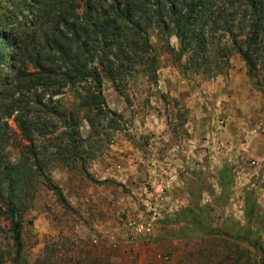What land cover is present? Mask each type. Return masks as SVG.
Listing matches in <instances>:
<instances>
[{
  "label": "rangeland",
  "instance_id": "obj_1",
  "mask_svg": "<svg viewBox=\"0 0 264 264\" xmlns=\"http://www.w3.org/2000/svg\"><path fill=\"white\" fill-rule=\"evenodd\" d=\"M136 1L135 19L157 58V82L143 59L131 68L122 93L104 80L107 106L123 116L118 128L93 116L91 129L82 118V158L64 163V120L30 117L34 156L31 141L9 119L5 152L16 164L23 150L33 176L15 203L19 211L27 206L19 264H259L262 255L235 234L247 227L250 195L264 245V32L259 69L250 79L233 42L242 45L249 30L248 0H214L209 22L201 24L205 46L195 39L198 55L188 64L192 53H186L182 70L167 44L180 48L171 2H181L177 14L183 15L188 0ZM79 3L75 13L82 15L86 0ZM95 3L106 8L111 0ZM195 62L198 70L190 68ZM83 85H68L53 100L77 114ZM48 97L42 103L51 104ZM28 98L36 103L33 94ZM38 165L62 187L68 205L35 175ZM8 229L0 218V256L12 264Z\"/></svg>",
  "mask_w": 264,
  "mask_h": 264
},
{
  "label": "trees",
  "instance_id": "obj_2",
  "mask_svg": "<svg viewBox=\"0 0 264 264\" xmlns=\"http://www.w3.org/2000/svg\"><path fill=\"white\" fill-rule=\"evenodd\" d=\"M75 1L0 0V218H4L9 225L14 255L12 264H19L22 258L23 215L27 209L25 205V209L19 211L15 203L22 201L26 182L33 176L23 150L16 164L10 161L5 152L9 140L6 134V129L10 128L9 119L12 118L22 136L31 141L29 147H32L34 156L37 152L32 145L34 133L30 117L42 114L44 118L50 119L55 115L57 120H64L67 129L62 133V140L65 145L60 149L59 156L64 163H69L82 158V118L91 129L96 128L93 116L106 119L113 128L120 126L118 118L123 116L106 104L103 94L105 79L122 93L125 79L128 74H132L131 68L143 59V62L148 63L150 79L157 82V58L152 56L150 40L145 31L142 32L139 20L135 19L139 2L111 0L108 7L101 8L96 5V0H86L83 14L78 15L75 12L81 5H76ZM213 2L183 1L186 8L183 15L177 14L181 2H171V21L180 48L175 50L167 44V51L175 56V63L182 70L186 69L182 63L186 53H192L188 56V64L198 55L195 39L205 46L201 24L209 22ZM248 5L252 11L249 14V30L243 40L245 47L236 39L233 42L247 66V75L253 79L259 69L256 53L264 32V2L248 0ZM26 14L31 16L30 20H27ZM30 28L32 31H28ZM127 33H131L132 37ZM127 41L129 45L134 44L133 49H126ZM199 66L195 62L190 68L198 70ZM68 85H83L84 93L80 94L77 114L66 107L62 109V103L53 100ZM30 94L35 96L34 105L28 98ZM45 96H49L51 104L42 103ZM35 175L43 178L47 188L62 204L68 205L62 187L46 174L42 165H38ZM5 187H8V192ZM245 206L247 227L237 231L235 238L256 249L262 255L259 264H264V245L261 242L263 223L250 195L245 198ZM0 264H5L3 256H0Z\"/></svg>",
  "mask_w": 264,
  "mask_h": 264
},
{
  "label": "built area",
  "instance_id": "obj_3",
  "mask_svg": "<svg viewBox=\"0 0 264 264\" xmlns=\"http://www.w3.org/2000/svg\"><path fill=\"white\" fill-rule=\"evenodd\" d=\"M156 215H157V211H154L153 212V218H152L153 220L156 219V217H155ZM133 224H134V222H130V225H133ZM140 225H141V228L137 229V230H139V232H141L142 230H145L144 224L142 223ZM149 225L152 226V223L150 222ZM150 226H148V228H147V231H149V232L151 230Z\"/></svg>",
  "mask_w": 264,
  "mask_h": 264
},
{
  "label": "crops",
  "instance_id": "obj_4",
  "mask_svg": "<svg viewBox=\"0 0 264 264\" xmlns=\"http://www.w3.org/2000/svg\"><path fill=\"white\" fill-rule=\"evenodd\" d=\"M190 129V128H189Z\"/></svg>",
  "mask_w": 264,
  "mask_h": 264
}]
</instances>
